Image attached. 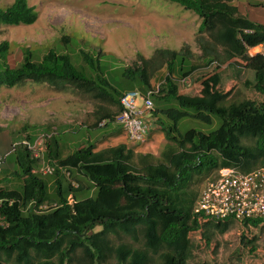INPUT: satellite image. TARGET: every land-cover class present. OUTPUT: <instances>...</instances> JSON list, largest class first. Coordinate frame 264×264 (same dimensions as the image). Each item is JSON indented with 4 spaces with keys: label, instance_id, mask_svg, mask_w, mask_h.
Listing matches in <instances>:
<instances>
[{
    "label": "trees",
    "instance_id": "16d2710c",
    "mask_svg": "<svg viewBox=\"0 0 264 264\" xmlns=\"http://www.w3.org/2000/svg\"><path fill=\"white\" fill-rule=\"evenodd\" d=\"M168 1L201 21L196 33V39L205 37L200 42L201 62L190 61L188 46L178 51L159 48L149 59L138 55V63L128 68L108 65L101 52L93 56L80 50L82 63L77 64L54 50L35 61L25 50L21 63L11 68L6 60L9 44L0 43V90L27 82L56 93L77 90L97 108L90 129L114 123L122 94L146 93L155 71L166 67L153 101L168 120H157L166 141L158 156L137 153L124 144L97 150L92 142L64 156L58 136H52L44 156L58 167L46 176L33 172L39 163L24 147L12 148L21 139L14 138L7 153L14 159L8 165L15 167L12 177L20 186L0 188V264H187L192 234L209 225L223 234L236 224L195 214L194 188L221 168L246 173L264 167V57L248 54L264 44V26L242 15L234 0ZM254 6L264 7V2ZM36 19L28 0H13L0 9V27L30 26ZM214 49L221 50L227 66L236 63L252 72V80L243 85L259 94L260 101L230 102L232 90H219L218 71L202 79L199 95L181 93L178 81L219 60L208 58ZM214 118L219 125L208 133L179 131L182 120L212 125ZM49 127L24 124L21 132L28 135L22 139L34 140L39 129ZM68 129L76 132L79 127L64 125L60 132ZM3 161L0 171L5 174ZM42 206L48 209L39 210ZM242 226L240 242L255 252L257 240L249 230H262L264 221H245Z\"/></svg>",
    "mask_w": 264,
    "mask_h": 264
},
{
    "label": "rangeland",
    "instance_id": "374dc122",
    "mask_svg": "<svg viewBox=\"0 0 264 264\" xmlns=\"http://www.w3.org/2000/svg\"><path fill=\"white\" fill-rule=\"evenodd\" d=\"M12 2L0 0V9H5ZM262 2L264 0H253L247 4L236 0L235 4L247 19L264 26V7L254 6ZM28 4L34 7L37 15L34 24L0 27V43L6 41L9 44L6 60L11 68L21 63L25 50L32 53L35 61H39L49 50H54L70 55L77 64L82 63L78 59L80 50L93 56L101 52L107 57L105 61L108 65L128 68L138 63V55L149 59L156 49L178 51L188 46L192 54L190 61L197 64L202 60L200 42L205 37L201 35L196 39L201 21L192 12L168 0H28ZM208 58L219 60L209 67L200 68L190 78L178 81L182 94L199 95L202 79L218 71L221 75L219 90H232L230 102L261 100L259 94L243 85L246 80H252L250 70L236 63L224 64L220 49H214ZM116 74L111 73V77L115 78ZM166 75V67L155 71L152 88H157ZM24 84L0 90V156L4 158L1 169L7 168L5 174L0 171V188L15 189L20 186V182L12 177L15 167L8 165L14 155L7 153L12 150L14 138L22 139L28 135L21 132L24 123L50 125L47 130L39 129L34 139L41 135L58 136L64 156L90 142L100 150L117 146L123 141L119 139L122 130L115 123L98 129L89 128L96 121L97 108L77 90L68 88L63 93H56L46 85ZM158 106L154 101L153 121H149L153 130L144 145L134 147L137 153L158 156L166 144L157 120L165 124L168 120L156 111ZM111 109L115 112L114 108ZM35 114L36 117L32 118ZM64 125L79 127V130L60 132ZM218 125L216 118L212 125L185 119L179 123V131L195 129L208 133ZM206 180L194 189L199 192ZM242 231V225L233 224L220 234L209 225L192 234L193 249L187 264L264 263V228L249 230L257 240L255 252H250L240 242Z\"/></svg>",
    "mask_w": 264,
    "mask_h": 264
},
{
    "label": "built area",
    "instance_id": "2783aa9c",
    "mask_svg": "<svg viewBox=\"0 0 264 264\" xmlns=\"http://www.w3.org/2000/svg\"><path fill=\"white\" fill-rule=\"evenodd\" d=\"M248 54L250 56L260 54L264 57V44L249 49ZM157 93L158 87L151 88L146 93L132 90L124 92L120 98L121 111L114 123L133 147L144 145L153 130L149 121L152 122L153 97ZM103 125L104 122H101L100 126ZM51 137V135H41L34 140L24 138L13 143L12 148L22 146L28 151L31 159L38 161L39 166L33 172L43 176L52 175L58 166L46 161L44 156L46 142ZM2 160L0 156V163ZM62 172L68 175L64 169ZM1 202L2 200L0 204ZM45 209L48 207L39 208V210ZM193 212L214 220L232 219L238 225L250 220L264 221V167L246 173L235 167L219 169L207 178L198 192ZM1 219L0 216V223Z\"/></svg>",
    "mask_w": 264,
    "mask_h": 264
},
{
    "label": "crops",
    "instance_id": "0c3cea01",
    "mask_svg": "<svg viewBox=\"0 0 264 264\" xmlns=\"http://www.w3.org/2000/svg\"><path fill=\"white\" fill-rule=\"evenodd\" d=\"M235 1H236V0H234V1L232 2V5H233V6H236V7L238 8V4H235ZM244 1H245V3H247V4H250L251 2H253V0H250L251 2H250L249 0H241V3H243ZM238 9H239V8H238ZM239 11H240V10H239ZM196 33H197V32H196ZM171 50H172V49H171ZM152 114H153V113H152ZM35 117H36V114H35V116L32 117V118H35ZM151 119H152V118H151ZM152 121H153V119H152ZM23 122H26V121H22V123H23ZM24 124H26V123H24ZM24 124H23V125H24ZM39 124H40V123H38V122L36 123V122H35V123H32L31 125H39ZM119 129H120V128H119ZM119 139H122V140H123L120 144H124V145L128 146L129 148H131V147L134 148L133 146H130V145H129V143L127 142L126 136L124 135V133H123L122 131H121V135H120ZM134 150H135V149H134ZM135 151H136V150H135Z\"/></svg>",
    "mask_w": 264,
    "mask_h": 264
}]
</instances>
